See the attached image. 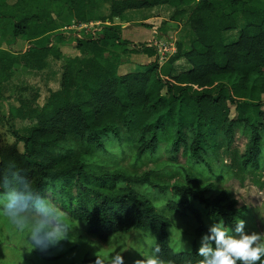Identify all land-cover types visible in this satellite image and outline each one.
I'll use <instances>...</instances> for the list:
<instances>
[{"label": "trees", "instance_id": "obj_1", "mask_svg": "<svg viewBox=\"0 0 264 264\" xmlns=\"http://www.w3.org/2000/svg\"><path fill=\"white\" fill-rule=\"evenodd\" d=\"M37 1L47 5L41 8L34 5ZM105 1L111 3V13L102 20L109 19L111 24H104L97 39L70 36L80 55L65 66L61 89L51 92L43 107L34 90L29 97L20 96L19 105L11 108L13 117L36 121V125L26 134L13 130L15 141L0 144V193L27 179L48 201V192L54 191L70 218L100 242L138 232L151 242V252L160 263L201 264L199 246L195 244L191 252H175L169 236L172 220L159 214L145 195L122 184L171 190L177 200L168 201V210L185 219L199 237L209 228L206 219L233 228L247 220L249 208L238 207L231 191L209 179L215 176L210 159L224 144L220 135L232 144L241 131L250 138L244 168L259 169L264 138V0ZM193 3L196 7L189 17L197 37L193 49L186 54L179 49L168 60L173 63L184 56L192 64L190 71L171 80L163 77L158 63L143 73L121 72L131 54L158 56L155 48L145 44L131 48L123 40L121 25L113 24L115 18L128 10ZM99 4V0H16L13 4L1 0L0 31L32 43L16 58L0 50L3 80L12 77L15 64L41 71L49 56L61 57L60 44L67 37L58 28L71 19L77 25L88 23ZM182 13L178 10L176 15ZM239 16L246 26L238 41L227 44L224 34L238 28ZM52 37L58 46H49ZM109 138L116 139L125 152L130 140L138 164L147 160L148 152H165L170 159L163 164L172 167L176 172L172 178L178 179L163 181L156 176V168L143 173L124 166L97 170L89 163L92 153L107 151ZM75 143L86 151L73 148ZM180 156L186 164L179 161ZM0 217L14 226L2 208ZM72 242L68 236L56 244L47 243L45 250L33 246V251L50 261L62 258ZM54 252L59 253L48 255Z\"/></svg>", "mask_w": 264, "mask_h": 264}, {"label": "rangeland", "instance_id": "obj_2", "mask_svg": "<svg viewBox=\"0 0 264 264\" xmlns=\"http://www.w3.org/2000/svg\"><path fill=\"white\" fill-rule=\"evenodd\" d=\"M1 1V0H0ZM16 0H7V3L13 4ZM46 2V1H45ZM37 1L34 5L41 8L47 5V2ZM243 19H241L242 21ZM243 25V23H241ZM69 26V24L67 25ZM69 30V28H68ZM65 30H60L64 33ZM72 33V30H69ZM67 32V31H66ZM75 31H73L74 33ZM63 45L60 44V48ZM38 78V77H37ZM37 80V79H36ZM35 81V80H34ZM57 82L46 84L42 77L35 82L41 87V96L39 99L40 105L45 101V98L50 94V90L57 88ZM53 85V87H51ZM49 86V87H48ZM33 92H31L32 94ZM38 103V102H37ZM231 116L235 117V106L232 105ZM264 109V104H263ZM6 123L0 125V144L15 141L13 128L15 126ZM22 125V124H21ZM28 125V122L23 126ZM25 128V127H24ZM23 128L21 129L22 132ZM31 130V129H30ZM219 140L223 141V145H219L218 149L211 156L212 166L214 167L215 176H210V180L214 181L221 189L231 191L238 199V207L247 206L250 210L247 215L246 231L248 233H264V138L262 141V155L260 157L259 169H253L252 165L244 168V163L247 159L250 138L244 135L241 131H237L234 136V142H230L225 136L220 135ZM76 150L86 151L84 147L78 143L72 146ZM128 151H123L119 147L116 139L109 138L106 141L107 151H97L92 153L93 158L89 163L98 166V169H109L115 166H124L129 170L137 168L138 172H147L156 168V176L163 181L174 183L178 178H172L176 174L172 167H166L163 161L170 159L169 155L163 151H158L156 154L148 152L147 160L141 164L136 163L135 146L130 142L126 143ZM91 154V153H90ZM160 160L156 162V160ZM179 161L186 164L184 157L180 156ZM137 164V165H136ZM161 165V166H160ZM123 187H131L141 194L149 198L156 206L157 212L165 215L172 220V226L169 228V236L172 249L177 252H191L193 246L197 244L201 246V238L197 236L190 224L176 213H172L167 208V203L170 200H177L175 194L162 192L147 184H122ZM217 192H213L215 195ZM54 191H49V202H51L58 210L59 215L53 217L55 224L63 222L68 226V236L73 238L72 244L64 249L63 257L56 258L50 261L38 258L33 251V241L30 238L31 225L25 227L24 230L18 229L15 225L8 226L5 219L0 217V264H146L150 258H155L151 252V242L141 233L132 232L127 235H118L108 242H100L88 236L84 225L74 222L65 209L62 208V203L56 200ZM199 210H203V206L195 203ZM207 225L210 227L213 223L206 219ZM230 227L229 225H225ZM231 228V227H230ZM29 246V247H28ZM74 246H78L76 250ZM35 249L45 250L48 244L34 246ZM72 250L70 254L69 253ZM59 252L49 253L48 255L57 256ZM54 257V256H53ZM156 259V258H155ZM157 264H164L157 261Z\"/></svg>", "mask_w": 264, "mask_h": 264}, {"label": "crops", "instance_id": "obj_3", "mask_svg": "<svg viewBox=\"0 0 264 264\" xmlns=\"http://www.w3.org/2000/svg\"><path fill=\"white\" fill-rule=\"evenodd\" d=\"M100 4L95 10V17L92 18L86 25H95L97 23L111 24L109 19L103 21V17H108L111 13V3L105 0H99ZM196 7V4L183 5L179 8L172 5H159L153 8L135 9L128 10L121 18H115L113 24L121 25L123 40L128 42L131 48L136 45L145 44L149 46L153 44L157 39H164L167 41H173L176 44V51L174 56L179 49L183 54L190 52L193 49L196 41V35L189 23V17L191 12ZM183 11L181 15H176V12ZM241 19H243L241 21ZM60 23V20L58 19ZM243 23V25H241ZM69 24V26H67ZM147 25V26H146ZM74 20L71 19L67 23H63L58 31L61 29H72L77 27ZM246 26V22L243 17H238V28L233 31L226 32L224 34V40L227 44L238 41L241 31ZM0 30H3L0 27ZM66 35V34H65ZM67 39L61 45L62 55L59 58L49 56L47 60V67L41 71L32 70L21 64H15L12 69V77L4 81L0 72V125L9 124L15 126L17 131L20 133H28L36 125V121L22 120L20 118L13 117L11 115V108L19 105V97H29L31 92L35 90L39 93V99L42 98L41 87L35 84V82L42 77V80L46 84L57 82V88L50 90V94L53 91L61 89L62 77L64 74L65 66L80 53L75 45V42L66 36ZM32 45L30 40L26 37L19 36L14 38L11 34L4 31H0V50L8 51L12 57H19L22 53L28 50L27 46ZM171 56V57H172ZM159 64L160 72L163 77L167 80H171L173 76L180 73L188 72L192 69V64L184 57H180L175 62L170 63L169 61L164 64H160L158 58L150 57L146 53H134L130 55V62L125 63L121 66L120 70L122 73L128 72H146L154 68L155 64ZM38 77V78H37ZM37 79V80H36ZM35 80V81H34ZM49 87V86H48ZM53 87V85L51 86ZM26 88H29L28 91ZM50 94L45 98L42 105L43 107ZM28 122V125L23 126ZM22 124V125H21ZM25 127V128H24ZM23 128L22 132L21 129ZM10 141L9 143H13Z\"/></svg>", "mask_w": 264, "mask_h": 264}, {"label": "clouds", "instance_id": "obj_4", "mask_svg": "<svg viewBox=\"0 0 264 264\" xmlns=\"http://www.w3.org/2000/svg\"><path fill=\"white\" fill-rule=\"evenodd\" d=\"M0 208L18 229L31 225L33 246L56 244L67 238L68 226L53 221L59 215L57 208L34 190L27 179L21 178L18 185L0 193ZM197 254L203 258L201 264H264V233H248L244 220L234 228L216 222L202 236ZM146 264L157 262L150 258Z\"/></svg>", "mask_w": 264, "mask_h": 264}, {"label": "built area", "instance_id": "obj_5", "mask_svg": "<svg viewBox=\"0 0 264 264\" xmlns=\"http://www.w3.org/2000/svg\"><path fill=\"white\" fill-rule=\"evenodd\" d=\"M64 34L66 36H74L79 39H97L101 36V33L104 30V24L103 23H97L95 25H86L81 24L77 27H74L71 31L68 30V28L63 29ZM67 31V32H66ZM73 31H75L73 33ZM58 41L56 40V37H52L49 43V46H58ZM32 45H28L27 48L29 49ZM148 47H153L157 51L158 61L160 64H164L169 60V58L174 54L176 51V44L173 41H167L164 39H157L153 44H150Z\"/></svg>", "mask_w": 264, "mask_h": 264}]
</instances>
